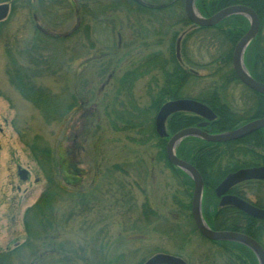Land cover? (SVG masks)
<instances>
[{
	"label": "trees",
	"instance_id": "16d2710c",
	"mask_svg": "<svg viewBox=\"0 0 264 264\" xmlns=\"http://www.w3.org/2000/svg\"><path fill=\"white\" fill-rule=\"evenodd\" d=\"M1 4H7L11 12L27 9L30 23L34 27L31 47L15 54L19 63L13 59L14 69L7 70V73H13L15 80L17 77L18 85L16 80L15 86L25 88L18 90L19 93L33 106L41 108L46 121L51 118L50 113L57 120L71 112L78 116L77 119L84 120L85 126L80 128L82 140L80 146H75L78 149L76 152L79 148L86 152L83 145L88 142L89 119L97 115L94 110L91 116L88 114L79 117L80 112L89 104V83L81 74L83 70L98 58H115L119 52L124 55L123 60L131 55L137 57L148 52L141 60L135 58L125 61L129 65L112 85L116 88L111 92L115 102L122 95L131 101L128 99L130 108H127V103L118 101L120 108L113 112L116 115L110 129L115 133L134 131L136 137L127 139L128 141L140 148H154L157 152V164H162L164 169L171 172L177 186L165 195V200L171 199L176 209L161 212L148 197H144L138 204L133 188L127 190L121 180L116 182L114 177L117 174L128 175L126 162L102 167V164H93L96 165V172L93 184L90 185L84 181L86 173L78 168L84 162L75 159V155L68 151L64 156L59 154L55 163L51 159V150H44L41 153L48 159L43 168L46 186L38 200L23 215L25 240L12 249L0 251V264H131L139 254L138 249L130 247L133 243L131 240L135 237L144 238L151 232L167 237L171 235L173 240L179 236L176 238L180 241V251L192 235H197L217 251L216 259L207 253L200 258V264H247V248L244 246L229 241L211 242L199 235L191 217L193 182L181 170L167 162V139L159 138L154 127V119L160 107L177 99H192L206 105L216 115V120L208 124L204 131L213 135L238 129L251 120L264 119V96L243 86L232 69L233 50L249 29L247 19L241 15H233L213 27L193 26L185 16L183 0H0ZM233 6H245L259 18V32L244 53V65L255 81L264 84V0H195V8L204 18ZM133 11L151 17L154 24H148V17V23L145 21L148 28L141 26V33L135 31L134 36H122V27L129 22L125 17L131 16ZM175 13L177 15L173 18ZM72 16L76 19L74 27L70 31L57 33L56 30L64 27ZM42 20L45 28L37 25ZM97 25L107 27L109 33L118 30L119 38L114 48L95 51L92 36L94 26ZM176 25H183L182 30L184 27L186 29L178 34ZM151 26L156 28L152 29ZM200 35L207 47L213 49L211 60L200 66L210 69L209 74L203 77L192 70L199 64L184 59L187 42ZM178 40L182 51L179 60L174 54ZM49 43L58 46L61 57L59 69L67 72L64 83L71 99L67 107L63 103L60 109L51 108L54 99L52 97L50 101V93L35 89L34 84L29 86L35 76L43 78L49 74L47 55L52 48L47 46ZM36 45L40 47L37 50ZM68 54L75 55V59L84 58L76 72L68 70L71 63V60L66 59ZM123 60H118L117 63H124ZM155 72L161 74L162 83L157 85V91L149 93L147 106L136 107L131 89L146 76L155 81ZM238 86L248 96L247 106L243 109L233 108L225 101L226 91ZM186 90L191 91V95ZM238 111L244 114L240 115ZM200 121L194 115L177 113L167 119L165 128L168 135L173 136L183 129L195 127ZM70 137L72 142H76L73 140L74 136ZM33 152L36 155L35 150ZM175 154L178 159L191 164L202 177L204 188L201 209L207 226L213 231L240 233L260 241L255 234L264 230V223L252 221V227L251 219L244 213L230 207L218 211L214 190L229 173L264 167V129L240 140L225 143H208L199 138L188 137L176 147ZM55 167L68 187L58 181ZM98 184L101 186L98 187ZM246 187L247 183L241 184L233 192L234 195L246 200ZM137 188L142 194L143 190L138 185ZM113 225L121 230L116 237L111 234ZM178 232L180 234L173 235ZM158 253L168 254H155ZM170 255L189 264L180 253ZM147 259L143 257L135 264H143ZM251 264L257 263L254 261Z\"/></svg>",
	"mask_w": 264,
	"mask_h": 264
},
{
	"label": "rangeland",
	"instance_id": "374dc122",
	"mask_svg": "<svg viewBox=\"0 0 264 264\" xmlns=\"http://www.w3.org/2000/svg\"><path fill=\"white\" fill-rule=\"evenodd\" d=\"M71 1L74 2L76 0ZM142 14L143 13L133 11L132 15L129 17L123 15L129 22L122 27V36H127L128 34L130 37L134 36L135 31L140 33L143 31L141 26H146V28H148V24H154L153 21H151V17ZM176 15V13L173 14V18ZM148 17L150 20L149 23L146 21ZM120 18L122 19V16ZM75 20L76 19L72 16L64 27L56 30L57 33L70 31L75 25ZM140 20H142V22H140ZM1 21L0 251L12 249L16 245L22 244L25 240L26 233L23 227V215L26 209L31 207L38 200L46 186V174L43 168H45L44 165L48 159H46L41 152L47 149L51 150V159H53L55 163L57 156L59 154L63 156L64 154L66 155L67 151L75 155V159L84 162V164L78 165V168L81 172L84 171L86 173L84 181L88 182L90 185L93 184V180L95 179L94 173L96 172V165L93 164H102V167L112 163L121 164L126 162V164H128L127 173L129 176L117 174L114 178L116 182L121 180L125 189L128 190L129 188H133L138 204L143 201L144 197H148L161 212L175 210V205L171 203V199L165 200V195L176 189L177 184L174 182L175 180L171 172L168 169H164L162 164H157L156 150L154 148L152 150L140 148L128 141L127 139L130 140L136 137L134 131L115 133L110 129L112 119L116 115V113L113 114V112L120 108L118 106V101L127 103V108H130V104L128 103V99L130 100V98L126 100L123 95L118 96L119 100L115 102V98L111 96V92L116 88L112 87V85H114L115 81H117L126 70L127 65H129L125 61H128V59L135 60V58L141 60L148 52L142 53L137 57L131 55L126 59L124 58V60V55L119 52L115 58H98V60L90 63L89 66L83 70L81 74L89 83V104L82 113L80 112L79 117L88 114L91 116L94 110H96L97 115L93 119H89L88 142L86 145H83L86 147V152L83 151V148H79V151L76 152L78 149H75V146H80L82 140L80 128L85 126V124H83L84 120L80 118L77 119L78 116L71 112L66 117L62 115L60 119L57 120H54L53 114L50 113L51 118L49 121H46L41 113V108L33 106L21 95V93H19L18 90L24 87L19 88L15 86L16 80L18 85L17 77L15 80L13 73H7V70L12 71L14 69V65H12L13 59L19 63L15 54L23 51L25 48L29 49L31 47L30 42L34 27L30 23L31 21L27 9H18L14 12L8 10L6 17ZM89 23L91 22L89 21ZM141 23L145 25H141ZM37 25L45 28L44 20L38 22ZM90 26L93 25L90 24ZM182 26H175L178 34L186 29V27H184L182 30ZM150 28L155 29L156 27L151 26ZM109 31L110 30L103 25L94 26L92 37L96 52L114 48L117 44L119 38L117 34L118 30L112 33H109ZM47 46L52 47L49 55H47L50 66L49 74L43 78H40V75H38V77L35 76L31 79L33 83L29 86H33L34 84L35 89L41 90V92L45 90V92L50 93V101L52 97L54 99L51 102V105H53L51 108L55 107L60 109L63 103L64 106L67 107L71 99L70 94L66 91L64 83L67 72L60 71L59 69L61 57L58 53V46L51 45L50 43ZM36 47V50L40 48L39 45H36ZM180 52H182L181 47L179 55ZM212 53L213 49L207 47L203 37H201V35L200 37L195 36L186 44L184 59L187 58V60L192 61L194 64H199L198 67L194 66L192 70L203 77L209 74L210 69L200 66H203L211 60L210 56ZM41 54L45 55L44 52H41ZM66 59L67 61L71 60L70 67L68 68V70H70L69 72H76L84 60V58L75 59V55L70 54L67 55ZM118 60H123L124 63L120 62L119 64L117 63ZM116 68L117 71L115 70ZM43 70L44 65L41 74ZM154 74L156 78L155 81L151 80L150 76H146L140 79L135 84L134 88L131 89V95L132 98L134 95L136 104L134 100L133 103L136 107L143 108L147 106L150 99L149 93L157 91V85L162 83L161 74L158 72ZM186 91L191 95V91ZM226 92L225 101L233 108L243 109L244 106H247L246 97L248 96L241 86L227 90ZM41 107L44 108L42 104ZM71 135L74 136L73 140L75 139L76 142H72ZM31 149L35 150L36 155L33 154L34 152ZM55 170V174L58 175L56 167ZM147 171L149 172L146 174ZM57 178L61 185L68 187L65 179L59 177V175ZM137 185L143 190L142 194H144V196L137 188ZM99 186L101 185L98 184V187ZM120 231L117 225L111 227V234L113 237H116L115 235H118ZM180 232L173 233V235H178ZM255 235H258L260 241L264 243L263 232ZM176 237L174 238L176 240H173L171 235L167 237L157 232H151L144 238L135 237L131 240L133 243L130 247L138 249L139 254H137V257L133 260L134 263L131 264L138 263L143 257L147 259L149 255L153 256V254L157 252H165L169 255L171 253H180L188 260L189 264H200V258L207 253L211 254L213 258L216 259L217 251L215 248H212V246L201 240L197 235H192L181 251L179 250V238ZM182 244L183 242H181V245ZM217 260L219 261L218 257Z\"/></svg>",
	"mask_w": 264,
	"mask_h": 264
},
{
	"label": "water",
	"instance_id": "95a60500",
	"mask_svg": "<svg viewBox=\"0 0 264 264\" xmlns=\"http://www.w3.org/2000/svg\"><path fill=\"white\" fill-rule=\"evenodd\" d=\"M183 8L186 18L193 26L209 28L217 25L224 19L233 15H241L249 22V29L244 36L236 44L232 54V68L238 80L248 89L264 96V84L255 81L248 73L243 56L249 43L255 38L259 31L260 23L257 15L245 6L228 7L215 13L211 17H202L195 8V0H183ZM7 13V5L0 6V20H2ZM176 57L179 59V40L176 44ZM177 113H187L198 116L205 120L194 128H187L179 131L172 136L166 145L165 155L168 163L186 174L193 182V193L191 199V216L194 226L198 233L205 239L213 242L229 241L240 244L250 249L258 264H264V252L261 246L252 238L232 232H218L211 230L205 223L201 213V198L203 191V182L200 174L189 163L178 159L175 155V149L179 143L188 137L199 138L208 143H225L242 139L260 129H264V119H259L248 123L247 125L236 129L234 131L210 135L203 132L200 128L205 127L209 122L213 121L215 116L212 111L204 104L192 99H177L163 104L156 114L154 126L158 137L167 138L165 131L166 120ZM249 180H264V167L250 168L239 170L233 174L228 175L215 189V195L221 199V205H230L242 211L246 215L252 216L256 219L264 220V210L257 209L249 205L246 201L234 196H227L226 193L233 186L249 181ZM144 264H185L180 258L157 254L149 258Z\"/></svg>",
	"mask_w": 264,
	"mask_h": 264
},
{
	"label": "flooded vegetation",
	"instance_id": "af4514ba",
	"mask_svg": "<svg viewBox=\"0 0 264 264\" xmlns=\"http://www.w3.org/2000/svg\"><path fill=\"white\" fill-rule=\"evenodd\" d=\"M255 13V12H254ZM259 19V18H258ZM1 21V20H0ZM260 23V22H259ZM260 28V27H259ZM179 46H180V43H179ZM251 91V90H250ZM253 92V91H252ZM258 94V93H257ZM260 95V94H259ZM261 96H263V95H261ZM213 113V112H212ZM237 113H240V115H243L244 113L243 112H240V111H238ZM243 113V114H242ZM187 114V113H186ZM214 114V113H213ZM191 115V114H190ZM214 116H215V118H214V120L213 121H215L216 120V115L214 114ZM196 117H198V116H196ZM201 121L195 126V127H197L199 124H201V123H203V122H205V120L204 119H202V118H200V117H198ZM213 121H211V122H213ZM252 121H254V120H251V121H248V122H246L245 124H243V126H245V125H247L248 123H250V122H252ZM211 122H209L208 124H210ZM208 124L205 126V127H201L200 129L202 130V131H204L205 130V128L208 126ZM243 126H241V127H243ZM240 127V128H241ZM239 129V128H238ZM236 130V129H235ZM205 132V131H204ZM166 133H167V131H166ZM205 133H207V132H205ZM207 134H209V133H207ZM167 136L168 137H172V136H169L168 135V133H167ZM191 165V164H190ZM198 172V171H197ZM235 172H237V171H235ZM235 172H232V173H229L228 175H230V174H233V173H235ZM199 173V172H198ZM200 174V173H199ZM227 175V176H228ZM201 176V175H200ZM226 176V177H227ZM225 177V178H226ZM224 178V179H225ZM201 179H202V177H201ZM223 179V180H224ZM222 180V181H223ZM221 181V182H222ZM203 182V181H202ZM220 182V183H221ZM219 183V184H220ZM244 183H247V186L248 187H246V194H247V199L246 200H244V199H242L243 201H246L249 205H251V206H253V207H255V208H257V209H261V210H264V180H249V181H246V182H243V183H240V184H237V185H235V186H233L232 188H230L229 189V191L226 193V195L227 196H234V197H237L236 195H234V191H235V189L238 187V186H240L241 184H244ZM218 184V185H219ZM217 185V186H218ZM203 188H204V184H203ZM217 188V187H216ZM215 188V189H216ZM214 195H215V190H214ZM215 197H216V195H215ZM217 198V197H216ZM237 198H239V199H241L240 197H237ZM217 200H218V211H220L221 209H223V208H227V207H230V208H233V209H235V210H237V211H239V212H241V213H243L242 211H240V210H238V209H236V208H234L233 206H230V205H221L220 204V202H221V199L220 198H217ZM245 214V213H244ZM246 216H248L250 219H251V226L253 227L254 225L252 224V221H257L258 223L259 222H263L264 223V220H260V219H256V218H254V217H252V216H249V215H246ZM252 230V233L254 234V228H252L251 229ZM258 232V231H257ZM261 232H263L264 233V230H261L260 231V233ZM249 237V236H248ZM250 238H252V237H250ZM253 240H255L254 238H252ZM260 246H261V248H262V250H263V252H264V243H262L261 241H258V240H255ZM246 248V247H245ZM176 257V256H175ZM179 258V257H178ZM246 260H247V264H251L252 262H256L257 264H258V262H257V259H256V257H255V255H254V253L250 250V249H248L247 248V254H246ZM184 261V260H183Z\"/></svg>",
	"mask_w": 264,
	"mask_h": 264
}]
</instances>
